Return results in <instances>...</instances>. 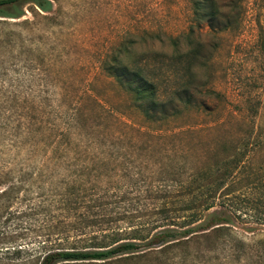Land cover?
Listing matches in <instances>:
<instances>
[{"label": "rangeland", "instance_id": "rangeland-1", "mask_svg": "<svg viewBox=\"0 0 264 264\" xmlns=\"http://www.w3.org/2000/svg\"><path fill=\"white\" fill-rule=\"evenodd\" d=\"M239 2L236 28L210 32L204 19L193 26L202 44L190 46L191 75L160 79L167 99L188 80L193 99L176 103L177 115L156 121L132 109L130 96L99 65L120 47L130 50L121 55L123 64L156 62L153 50L170 51V36L188 31L191 0H51L48 11L27 2L20 16H0V264H40L61 247V170L48 146L53 138L45 131L46 118L33 132L18 112L74 109L80 112L77 126L89 133L96 151L119 153L101 167L115 188L122 185L118 168L131 170L126 182L137 177L140 161L148 174L157 168L153 174L185 176L250 143L235 169L233 199L217 207L231 219L239 248L223 239L215 247L208 238L193 244L185 259L151 252L137 262L106 264H222L228 252L240 256L230 264H264V0ZM91 94L101 98L104 110ZM151 200L149 209L135 213L139 219L155 212L158 200Z\"/></svg>", "mask_w": 264, "mask_h": 264}, {"label": "trees", "instance_id": "trees-1", "mask_svg": "<svg viewBox=\"0 0 264 264\" xmlns=\"http://www.w3.org/2000/svg\"><path fill=\"white\" fill-rule=\"evenodd\" d=\"M27 2L34 3L42 11L52 7L51 0H0V16H20L21 5ZM191 3L192 22L188 31L170 36V51L153 50L159 57L156 62L135 59L123 64L121 55L130 50L120 47L113 52L109 62L99 65L101 71L130 96V107L140 111L147 121H156L157 116L177 115L179 105L176 103L188 105L193 99L188 80L172 88L171 99H167L166 91L162 92L160 88L162 75L167 78L191 75L190 54L193 50L190 46L194 41L202 44L201 32L195 34L197 40L194 39L193 26L199 27L204 19L210 32L237 27L234 18H238L239 0H229L222 6L219 0H191ZM225 7L228 9L226 12ZM89 98L104 110L101 98L93 94ZM60 111L45 114L18 112L20 116H27L29 129L33 132L36 123L46 118L45 131L49 138H53L48 146L50 144L53 156L60 160L61 247L47 252L40 264L137 262L151 252L161 255V259L169 253L185 259L190 255L189 248L193 244L208 238H214L215 247L223 239L236 242L239 248L241 241L236 239L230 228L231 219L217 207L235 195L232 188L236 182L235 169L250 149L248 141L243 144V150L235 148L226 158H213L209 166L201 164L185 176L180 171H172V178L153 174L157 168L148 174L142 171L140 161L136 166L137 177L126 182L131 170L118 168L119 173L115 174H118L117 179L122 181V185L115 188L108 185L111 175L101 167L110 160H118L119 153L114 150L107 152L106 149L96 151L89 133L83 134L76 124L80 112L75 109ZM113 116L118 124L129 126L124 119ZM110 171H115V168ZM147 176L149 181L145 180ZM151 199L158 200L156 205H152L155 212L148 214V219H139L135 213L149 209ZM225 257L227 262L222 264H230V260L240 256L228 252Z\"/></svg>", "mask_w": 264, "mask_h": 264}]
</instances>
